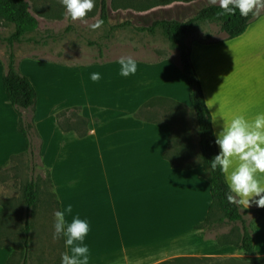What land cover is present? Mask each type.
I'll return each instance as SVG.
<instances>
[{"label": "crops", "instance_id": "1", "mask_svg": "<svg viewBox=\"0 0 264 264\" xmlns=\"http://www.w3.org/2000/svg\"><path fill=\"white\" fill-rule=\"evenodd\" d=\"M226 44L190 48L207 106L212 118L218 111L226 121L237 114L253 118L258 105L264 109V61L258 82L262 96L250 97L249 89H254L249 88L250 64L236 70L234 60L228 59L218 75L214 56L222 50L230 52ZM175 53L156 62L134 59L137 73L126 78L118 74L119 59L79 65L42 58L19 61L20 71L37 92L35 125L46 164L55 167L56 179L66 182L63 205L71 204L72 216L89 222L85 243L95 259L92 263L113 264L128 256L137 264H158L156 243L185 239L208 215L210 185L198 167L200 161L193 162L200 157L197 119ZM92 72L101 74L98 82L90 80ZM2 79L0 65V168L27 151ZM60 107L85 110L92 120L85 139L59 129L55 114ZM221 125L220 118L213 122L215 133ZM56 136L61 143L52 142ZM8 257L9 252L0 248V264H6Z\"/></svg>", "mask_w": 264, "mask_h": 264}, {"label": "rangeland", "instance_id": "2", "mask_svg": "<svg viewBox=\"0 0 264 264\" xmlns=\"http://www.w3.org/2000/svg\"><path fill=\"white\" fill-rule=\"evenodd\" d=\"M27 1L31 6L32 14L39 21V28L35 32L26 34L20 43L13 44L15 64L19 70V61L38 60L34 58L52 60L65 65H79L100 58L120 59L129 56L147 62L173 58L176 50L171 46L162 28H157L153 34L142 32L140 29L151 26L157 20L186 22L197 15L202 8L211 5L208 0H132L133 9H128L127 6L111 10L109 21L99 30L92 31L89 26L100 20L99 0H95V7L91 13H88L87 22L83 24L66 20L65 10L59 0ZM216 4L219 5L218 2ZM257 17L248 27L246 34L236 40H226L220 23L215 21L194 24L184 38L188 48L196 44L227 43L225 47H229L230 52L225 53L222 50L214 56L219 66L218 75L224 70V64L228 59L234 60L236 70L245 64H250L253 80L249 88L254 89H249V95L256 96L255 98L262 96L258 94L262 91L261 86L258 87V82L259 66L262 60L264 61V22H261L264 18V9ZM128 22L130 25L118 28L119 25ZM15 32L14 25L0 19V65L3 74L9 64L11 52L9 40ZM99 46L102 48V55ZM225 75L226 71H224ZM242 84L241 81L240 85ZM262 106L258 105V111L264 110ZM215 115L224 117L221 111L220 114L218 111ZM55 116L58 127L63 133L72 132L80 139L88 136L92 120L83 108L60 107ZM33 136L35 155L32 156L27 150L13 156L8 167L0 168V248L9 252L10 264H22L27 213L23 190L25 185L35 178L39 187L40 202L30 215L29 264H60V254L65 248L63 238L53 239L55 221L53 213L60 210L63 205V187H66V182L65 179H56L55 167L50 168L46 164V151L36 125ZM59 138L56 136L52 142L61 143ZM49 146L50 142L47 149ZM198 158L193 162L200 161V157ZM246 215L250 230L256 238V250L253 255H245L237 248L242 232L240 224L214 222L188 234L185 239L165 241L167 242L165 244L156 243L155 262L187 255L218 259L238 258L245 259L246 264H264L262 260L264 217L259 218L256 211H248ZM160 232L164 233L163 230ZM123 259L113 264L138 263L128 256ZM92 262H95V259L90 258V264H100Z\"/></svg>", "mask_w": 264, "mask_h": 264}, {"label": "trees", "instance_id": "3", "mask_svg": "<svg viewBox=\"0 0 264 264\" xmlns=\"http://www.w3.org/2000/svg\"><path fill=\"white\" fill-rule=\"evenodd\" d=\"M48 1L55 2L56 0ZM131 2L132 0H99L100 20L107 23L113 9L118 10L127 6L128 9H133L134 7ZM30 9L31 6L27 0H0V19L14 25L16 28V32L9 40L11 52L8 67L4 70L3 74V88L17 116V130L25 138L27 150L33 156L35 155L33 132L35 130L37 92L30 79L16 67L15 55L13 53L14 42L20 43L26 34L35 32L39 28V21ZM220 11L219 5L211 4L202 8L197 15L186 22L157 20L151 26L141 28L140 31L153 34L157 28L163 29L171 46L179 54L180 69L190 89V103L196 115L200 136V162L198 163V167L203 169V177L210 185L212 199L204 223L196 227V230H201L205 225H210L214 222L238 223L241 225L242 232L237 248L245 255H253L256 250V238L245 219V214L248 211H244V205L233 204L227 201L225 196L227 188L224 177L219 173V170L212 172L208 167L207 161H210L218 153L219 149L214 143L215 131L213 121L211 120L212 115L206 103L200 78L191 60V50L184 43L185 36L192 30L194 24L198 22H219L221 31L226 35V40H234L244 35L250 24L258 18V14L252 15L251 13L247 17H241L238 10L235 15H218L217 13ZM126 25H130V23H123L118 28ZM99 52L100 55L103 54L101 46H99ZM39 138L41 139V137ZM23 195L27 213L22 264H29L30 215L40 202L39 187L35 178L25 185ZM256 213L259 218L264 217V209H260ZM6 264H10V261L8 260ZM158 264H246V261L245 259L238 258L218 259L205 256H180Z\"/></svg>", "mask_w": 264, "mask_h": 264}, {"label": "clouds", "instance_id": "4", "mask_svg": "<svg viewBox=\"0 0 264 264\" xmlns=\"http://www.w3.org/2000/svg\"><path fill=\"white\" fill-rule=\"evenodd\" d=\"M219 3L221 11L218 15H235L239 11L241 17L250 13L257 15L264 9V0H208L209 4ZM64 8V18L71 22H87V15L95 7V0H59ZM103 20H96L89 27L99 30ZM119 75L129 77L137 73V62L132 57H121L118 62ZM92 82L101 79L99 72L89 76ZM221 118L220 131L214 133V143L218 153L208 162L212 172L219 170L224 177L229 203L264 209V110L258 111L253 118L243 114L234 115L226 121L223 115L214 116L215 123ZM53 239L63 238L65 251L60 254V264H90L91 253L85 238L90 231L89 222L72 216V205H62L53 213ZM72 216L69 221L66 217Z\"/></svg>", "mask_w": 264, "mask_h": 264}]
</instances>
